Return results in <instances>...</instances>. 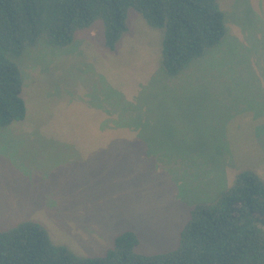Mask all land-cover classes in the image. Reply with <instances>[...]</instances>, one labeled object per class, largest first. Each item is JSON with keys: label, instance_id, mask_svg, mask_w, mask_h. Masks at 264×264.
Masks as SVG:
<instances>
[{"label": "rangeland", "instance_id": "1", "mask_svg": "<svg viewBox=\"0 0 264 264\" xmlns=\"http://www.w3.org/2000/svg\"><path fill=\"white\" fill-rule=\"evenodd\" d=\"M216 2L225 36L174 77L132 9L114 51L99 22L25 49V118L0 130V230L32 220L89 257L130 230L154 254L239 171L264 180V0Z\"/></svg>", "mask_w": 264, "mask_h": 264}, {"label": "trees", "instance_id": "2", "mask_svg": "<svg viewBox=\"0 0 264 264\" xmlns=\"http://www.w3.org/2000/svg\"><path fill=\"white\" fill-rule=\"evenodd\" d=\"M160 30V67L177 76L222 41L216 0H0V130L25 118L22 79L15 60L40 37L53 47L101 23L103 46L114 51L128 31L127 11ZM136 233L118 234L102 256H79L55 244L38 222L0 230V264H264V180L249 169L207 204L189 210L176 245L144 254Z\"/></svg>", "mask_w": 264, "mask_h": 264}]
</instances>
